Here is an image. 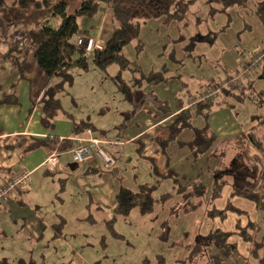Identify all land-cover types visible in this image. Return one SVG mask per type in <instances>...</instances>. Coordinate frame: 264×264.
<instances>
[{"label":"crops","instance_id":"obj_1","mask_svg":"<svg viewBox=\"0 0 264 264\" xmlns=\"http://www.w3.org/2000/svg\"><path fill=\"white\" fill-rule=\"evenodd\" d=\"M40 1L44 3L40 8L29 6L26 9H21L18 6L17 0H5L4 6L0 7V100L11 96H14L16 100L15 105H0V185L8 182L12 177L18 174L24 172L29 174V184L26 191L21 194L19 193V195H17V193L10 196L0 209V239L7 237V232L10 228H20L21 232L27 234L29 230L33 231L37 229L38 226H40L39 229L50 227L53 234V225L58 223L61 218L66 222L64 228L68 227L70 223L68 220L69 217L65 216V213L62 215L54 214L52 218L48 217L47 220L44 218L42 219L40 213L43 205L35 200L34 193L37 192L33 191V193H31L32 187L35 184L40 185L42 181L45 182L48 179L51 183V181L54 180L52 178H56V182L59 185L64 184V180L58 179V177H52V175H60L63 172L64 165L61 158L69 154V151L59 153L58 151H49L44 147L30 149V146L33 145L36 140L45 138H57L59 141L67 139L74 143L72 139L75 137L71 134V123L69 120L70 126L63 129L54 126L55 128L53 130H47L44 129L40 123L42 111L39 101L46 86V78L39 70L34 60V48L30 44L28 33L45 23L49 24L54 29L58 27L59 21L52 16L51 10L55 4L63 3L66 6L67 13L73 14L78 10L82 2L86 0ZM93 1L98 3V10L91 19H79L80 31L77 38L92 37L101 47L109 39L115 27V21L107 3L100 0ZM141 54H143V52L140 53V55ZM238 55L239 54H237L236 57L233 55L231 62L226 68L221 70L220 79L217 78L218 74L212 78H204L203 76L200 78L180 70L175 72L169 71L163 76L161 82L146 85L144 93L154 95L156 99L167 102L169 104L168 113L162 114L155 109L152 106V99L147 97L142 105V110L136 112L127 121L126 129L120 132L111 131L107 137H102L90 131V136L100 141L116 140L123 143L122 152L117 158L115 168L109 172L119 175L122 168L125 170L126 168L133 167L143 162L148 166V169L146 168V170H144V177H153L151 175V164L153 162L157 171L162 175H166L167 171L171 170L175 174V177H177L178 184L186 189V193L181 195L176 194L178 188L173 185L170 179H155V184H144L155 185L158 191V181H170L172 189L169 194H175L183 198L189 195L190 192L194 193V189L202 185L205 188L203 195L195 196L193 194L190 200H201L203 203L199 209H202L204 213L212 207L222 210L227 201L236 207L234 201L240 197L234 196L230 198L233 181L235 178L248 181L250 179L248 174L243 171V169H245V171L247 169L244 168V166L252 167L256 165V170L258 172L260 171V175L255 187V192L259 194L264 193V148L262 146L263 152H260L254 148L251 143L243 142V138L246 140L249 135H254L256 140L264 142V140H262L264 138V120H254L253 116L259 115L254 105L248 99L242 103L235 104L232 102L230 103L232 106L221 105L212 108L207 115L206 122L215 140L211 148L196 160L193 159L187 147V144L190 143L193 138L191 130L185 129L181 131L177 137V141L170 142L164 151H162L161 147L156 142V139H166L168 136L166 126L172 122L177 114L185 109V105H187V100L191 94L199 91L206 83L210 82V80L215 83H222L228 77L235 74L239 68L238 63H240ZM139 56L136 62L139 61ZM196 57L197 56L194 58ZM138 67L144 72L162 69L161 64L157 65L156 68H144L140 64ZM241 87L243 86H240L238 89ZM236 92L239 93L238 90H236ZM223 99L224 98L221 100ZM237 107L242 110L240 118H238L239 116L236 112ZM127 109L128 107L124 108L120 113ZM120 113L119 116L121 121L122 117ZM61 119L62 118H56V123H59ZM206 122L199 115H194L191 120L192 126L196 129L203 128ZM114 126H112L111 129H113ZM78 137L88 139L89 135L87 130ZM178 142L183 145L179 146ZM139 146H143L142 154L137 152ZM51 156H53L55 160L50 163L48 159ZM83 166H85L86 169H90L88 175H100L105 172L98 173L92 170L96 167L105 170L97 159ZM124 170H122V173H125ZM84 172L85 170L82 171L81 175H84ZM220 172L221 174L219 175L218 173ZM217 175L224 177V181H226L227 184L223 188L220 198L210 204L207 203V198L213 186L214 177H217ZM249 175L253 176L250 173ZM132 177L136 179L137 176L134 175ZM144 184L139 183L136 185L135 190L130 191L135 192L138 186ZM98 191L100 193L105 192L102 189H98ZM106 193H108L109 197L112 196L111 190ZM156 193L154 197H156ZM66 194L64 189L60 188L58 193L54 195L56 201L61 203V206L67 203L66 200L61 197ZM86 194L83 205L85 204L84 206L87 210L92 207L99 210L98 207L94 206L91 196H89L88 193ZM159 195L161 194H158V196ZM220 200L224 205L221 209L216 207L217 202ZM115 207L116 204L113 211ZM236 208L246 212L247 215H236L237 217L233 222L234 225L233 229L231 228L232 230H222L219 228L209 230L208 228V231L200 234L196 240L200 236H205L207 233L214 230L234 232L236 223L244 227L248 220L255 223L256 232H261L256 218L252 219L248 211L238 207ZM253 210L258 212L254 204ZM68 213L70 212H66V215ZM229 214L232 213H228L226 219ZM112 216L113 212L108 219ZM91 220L94 221L93 218L87 214L86 217L78 218L74 221L92 224ZM194 236L197 235L194 234ZM263 236L264 235L261 237ZM232 240L234 242H231ZM227 242L237 247V255L230 254L223 257L221 251L212 246L209 248V256L218 257L222 264H256L250 254L252 245L244 243L238 234L235 233L230 236ZM240 244L248 246L244 248L245 253H243L242 250L239 251L238 245ZM211 248H213V250ZM208 264L214 263L209 261Z\"/></svg>","mask_w":264,"mask_h":264},{"label":"rangeland","instance_id":"obj_2","mask_svg":"<svg viewBox=\"0 0 264 264\" xmlns=\"http://www.w3.org/2000/svg\"><path fill=\"white\" fill-rule=\"evenodd\" d=\"M208 1L184 0L188 6L181 22L165 23L163 18L146 22L141 27L143 54H137L135 44L132 43L124 47L123 55L131 63L137 66L140 64L144 68H156L161 64L167 66L170 72L182 70L200 78H212L218 74L217 78L220 79L221 70L231 62L233 55L236 57L242 53L247 57L264 45V28L254 14V7L263 0H249L244 8L233 6L227 9H222L217 3L209 5ZM138 56L139 61L136 62ZM195 56L197 57L194 58ZM172 58L176 62H172ZM117 72L115 65L101 71L90 59L87 71L71 70L72 85L66 86L64 93L59 94L64 116L58 114L57 118L62 119L56 123L55 118L54 126L60 129L69 127L67 115L72 116L75 122L88 116L100 129L110 130L118 124L120 111L128 106L121 101L122 95L117 92L113 82ZM135 77L137 75L134 72L127 71L121 78L130 86ZM254 84L256 92L264 91V80L255 79ZM238 88L235 91L240 92ZM106 107L108 109L105 111ZM241 111L239 107L236 108L238 118L241 117ZM256 111L264 118V107L256 108ZM61 161L64 165L63 172L52 177L64 180V184L59 185L56 178H52L54 180L51 183L48 179L40 185L35 184L31 193L36 191L35 200L43 205L41 213L39 212L42 219L47 220L54 214L65 213L69 217V226L64 228L62 236L56 238H53L50 227L39 229L38 226L34 229L36 231L29 230L27 234L21 232L20 228H10L7 237L0 239V264H19L20 261L25 264L30 261L36 264H143V260L147 264H157L155 257L158 255L163 257L164 264H175V260L184 259L186 243H192L200 234L207 232L208 228L233 229V222L237 217L235 214H229L224 221L207 218L202 209L178 217L170 215L176 202L183 203L186 200L173 193L169 201L155 206L152 214L141 216L134 209L128 217H118L114 227L124 240H114L107 235L104 222L113 212L115 196L121 188L135 190L139 183L155 184L153 177H144L147 164L141 162L125 170L122 168L119 175L105 171L100 175L84 176L81 173L86 169L85 166L79 165L76 170H69L68 165L72 163L69 154L62 156ZM134 175L137 176L136 179L132 177ZM157 186L155 198L158 194L170 193L172 189L170 181H158ZM60 188L67 193L61 196L67 202L62 206L54 196ZM98 189L105 192L100 193ZM109 190L112 192L110 197L106 193ZM86 193L99 210L94 207L87 210L83 205ZM190 202L187 203L197 201ZM234 205L248 211L250 218H256L261 232H254V240H260L264 235L262 212L253 210V204L245 199H236ZM223 206L221 200L216 204L219 209ZM66 212L70 213L66 215ZM87 214L93 218L94 224L74 221ZM164 222L170 227L165 242L157 239ZM245 247L248 246L238 245L239 251L242 250L243 253Z\"/></svg>","mask_w":264,"mask_h":264},{"label":"trees","instance_id":"obj_3","mask_svg":"<svg viewBox=\"0 0 264 264\" xmlns=\"http://www.w3.org/2000/svg\"><path fill=\"white\" fill-rule=\"evenodd\" d=\"M17 1L18 6L21 9H26L29 6L40 8L44 4L40 0ZM100 1L109 5L110 13L115 21V27L105 44L101 48L95 49L89 56H85L83 52L76 47V38L80 31L79 19H91L98 10L99 5L93 0L83 1L78 10L73 14L67 13L66 6L63 3L55 4L51 10L52 16L59 21L58 27L54 29L49 24L45 23L28 33L30 44L34 48V60L39 70L46 78V86L39 101L42 111L40 123L44 129L53 130L54 120L58 117V114L61 113L64 116L59 100V94L64 93L66 86L72 85L73 80L70 74L71 70L78 69L83 72L87 71L88 59H90L93 65L101 71H105L111 65H115L118 68V72L113 78V82L116 85L117 92L122 95L121 101L128 106V109L120 113L122 120L111 130L99 129L91 122V119L88 116L79 122H75L72 116L67 115L66 118L71 122V134L73 137L82 135L86 130L92 131L102 137H107L111 131L120 132L121 130L126 129L127 121L136 112L142 110V105L146 101L147 97L152 99V106L155 109L162 114L168 113L169 104L167 102L156 99L154 95L144 93L146 85L161 82L163 76L169 72L167 66L163 65L162 69L158 71L144 72L136 64L128 61V59L123 55L122 50L124 47L134 43L136 53H142L143 41L140 37L142 25L146 22L159 18H163L165 23L181 22L184 18V13L188 4L185 3L184 0ZM247 2H249V0H209L208 4L217 3L222 9H227L233 6L244 8ZM4 4L5 0H0V7L4 6ZM254 14L261 26L264 28V0L256 4L254 7ZM262 48H264V45L258 50L252 52V54H248L247 57H244L242 53H239V68L233 76L228 77L222 83H215L210 80V82L206 83L199 91L190 95L187 101L189 102L191 100H195V104L189 108L185 105V109L181 113L177 114L173 118L172 122L166 126V129L168 130V136L166 139H156V142L161 147L162 151L165 150L166 146L170 142L177 141V137L181 131L188 129L192 131L193 138L192 141L187 144V147L189 148L193 159L196 160L211 148V145L215 140V137L208 129L206 122L207 115L213 107L221 105L229 106L232 102L235 104L242 103L247 99L250 100V102L257 109L264 107V92H256L253 89L255 79H264V62L257 66L254 65V70L249 69L247 74L242 76L238 85H232L221 90L220 95L215 97L214 100H211L210 98L199 100L200 95L203 94L205 89L220 88L227 80L234 78L236 75L241 73L245 66L249 67L251 63L254 62V56L261 51ZM172 62H176L174 58H172ZM127 71H131V73L134 72L137 75V77L133 78L130 86L126 85L121 78L122 74ZM240 86L243 87H241L240 92L237 93L235 88ZM222 98L224 99L221 100ZM15 104L16 100L14 96L5 97L0 100V105ZM107 109V107L104 108L105 111ZM194 115H199L206 122L203 128L196 129L192 126L191 120ZM253 118L258 121L264 120L257 115H254ZM243 142H249L254 146V148L263 152L262 149L264 148V142L256 140L254 135H249L246 140L243 138ZM178 145L182 146L183 144L178 142ZM39 147H44L49 151H58L59 153H62L73 148L74 143L67 139L59 141L57 138H45L36 140L34 144L30 146V149ZM137 150L139 154H142L143 146H139ZM115 165L109 170H102L100 167H96L92 170L98 173L103 171H112L115 168ZM244 168H247L246 171L245 169H243V171L248 174L250 179L248 181L245 179L241 180L235 178L230 198L239 196L240 198L248 200L253 203L255 208L262 212L264 216V193L259 194L255 192L260 171L258 172L256 170V165L252 167L244 166ZM89 170V168L85 169L83 174L88 175V172H90ZM249 173L253 176H250ZM218 174L220 175L221 172ZM151 175L156 180L170 179L173 182V185L178 188V190H176V194L181 195L186 193V189L182 188L178 184L177 177H175V174L171 170H168L166 175H162L157 171L152 162ZM219 175L214 177V183L210 189L207 203L211 204L215 200L219 199L223 188L227 184L226 181H224V177ZM27 188L28 185L26 186V189ZM26 189L24 191H26ZM24 191L19 193L21 194ZM156 191L157 187L155 185L147 184L138 186L135 192L121 188L115 197L116 207L113 211V216L104 223L107 235L114 240H124L123 236L117 233L114 227L118 217L126 218L134 209H136L141 216L152 214L155 206L164 204L173 196L169 193H164L155 198L154 194ZM204 192L205 188L202 185L195 188L194 193L190 192L189 195L184 197L186 200L183 201V203H176L171 208L170 215L178 217L182 214L187 215L196 212L203 202L200 200L196 203L190 204L191 202L189 200L193 194L195 196L203 195ZM19 193L17 195H19ZM5 202L0 204V209L4 206ZM228 213H232L237 216L247 215L246 212L237 209L229 201L226 202V205L222 210L212 207L211 209L205 211L207 218H218L221 221L226 219ZM91 223L94 224L95 222L91 220ZM65 225L66 222L62 218L58 223L53 225V238L62 236ZM256 230L255 223L248 220L244 227H241L239 223H236L234 232H223L220 230L210 231L207 235L200 236L192 243H186V253L183 257L184 259H177L175 263L208 264V262L211 261L214 264H222L218 257L209 256V248L213 246L216 249H219L223 257L230 254L237 255V247L233 244H228L227 242L229 237L236 233L244 243L252 245L250 254L253 261H255L256 264H262L264 263V236L261 237L260 240L255 241L253 235ZM160 233L161 234L157 237V239L163 242L167 241L170 233V227L166 222L161 224ZM155 258L157 264L165 263L163 257L160 255ZM19 264L25 263L20 261ZM28 264L36 263L34 261H30ZM61 264H69V262ZM95 264L99 263L97 262ZM143 264H147V261L143 260Z\"/></svg>","mask_w":264,"mask_h":264},{"label":"built area","instance_id":"obj_4","mask_svg":"<svg viewBox=\"0 0 264 264\" xmlns=\"http://www.w3.org/2000/svg\"><path fill=\"white\" fill-rule=\"evenodd\" d=\"M76 47L80 49L85 56H89L95 49L101 48L92 37H83L76 39ZM264 62V48L261 49L255 56L254 62L251 65L245 66L243 71L236 75L234 78L227 80L220 88L205 89L199 100L210 98L214 100L221 93L224 88L232 85L236 86L240 83L242 76H245L249 69L254 70V65H260ZM198 100V101H199ZM195 100L187 102V107H192L195 104ZM88 139L81 137L73 138L74 147L69 150L71 156V162L77 166L90 163L97 159L105 170L112 169L116 163V159L120 156L123 148V143L113 141H100L90 136V131H87ZM54 157L51 156L48 162L54 161ZM47 162V163H48ZM29 183V174L24 172L12 177L8 182L0 185V204L5 202L10 196L17 194L26 189Z\"/></svg>","mask_w":264,"mask_h":264},{"label":"water","instance_id":"obj_5","mask_svg":"<svg viewBox=\"0 0 264 264\" xmlns=\"http://www.w3.org/2000/svg\"><path fill=\"white\" fill-rule=\"evenodd\" d=\"M76 167L77 166H76L75 163H71V164L68 165V168H69L70 171H74L76 169Z\"/></svg>","mask_w":264,"mask_h":264}]
</instances>
